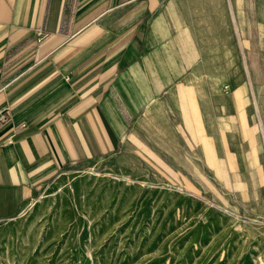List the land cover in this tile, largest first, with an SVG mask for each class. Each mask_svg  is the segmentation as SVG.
Returning <instances> with one entry per match:
<instances>
[{
    "label": "crops",
    "instance_id": "crops-1",
    "mask_svg": "<svg viewBox=\"0 0 264 264\" xmlns=\"http://www.w3.org/2000/svg\"><path fill=\"white\" fill-rule=\"evenodd\" d=\"M161 1L0 0V221L27 211L61 171L142 136L163 90L179 88L191 107L195 76L208 91V74L241 71L242 50L248 82L234 87L233 113L217 106L218 137L264 186V19L235 5L237 38L227 40L226 5ZM187 73L191 84L178 86Z\"/></svg>",
    "mask_w": 264,
    "mask_h": 264
},
{
    "label": "rangeland",
    "instance_id": "rangeland-1",
    "mask_svg": "<svg viewBox=\"0 0 264 264\" xmlns=\"http://www.w3.org/2000/svg\"><path fill=\"white\" fill-rule=\"evenodd\" d=\"M171 4L226 5L227 40L237 38L235 5L248 19L256 5L264 19V0L160 3ZM228 70L208 74V91L199 87L206 75L194 77L193 114L179 88L163 90L142 136L50 178L27 211L0 221V264H264V186L234 157L232 140L218 137L217 106L233 113L234 87L248 82L244 50L241 71ZM191 75L178 86L191 84ZM242 97L256 113L253 97ZM207 108L208 123L201 121Z\"/></svg>",
    "mask_w": 264,
    "mask_h": 264
}]
</instances>
